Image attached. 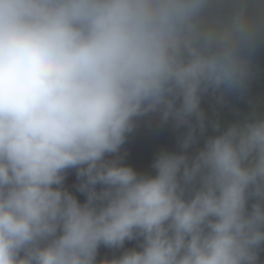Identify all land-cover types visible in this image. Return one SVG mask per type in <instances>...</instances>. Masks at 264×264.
Instances as JSON below:
<instances>
[{
	"label": "clouds",
	"instance_id": "1",
	"mask_svg": "<svg viewBox=\"0 0 264 264\" xmlns=\"http://www.w3.org/2000/svg\"><path fill=\"white\" fill-rule=\"evenodd\" d=\"M262 44L264 0H0V264L128 241L101 264H261L264 115L222 129L201 102L243 93ZM150 115L186 128L154 176L119 155Z\"/></svg>",
	"mask_w": 264,
	"mask_h": 264
},
{
	"label": "water",
	"instance_id": "2",
	"mask_svg": "<svg viewBox=\"0 0 264 264\" xmlns=\"http://www.w3.org/2000/svg\"><path fill=\"white\" fill-rule=\"evenodd\" d=\"M201 107L205 111L207 121H218L222 129L231 123L242 121L253 112L264 115V44L259 46L252 56V75L246 90L243 93L226 94L222 104L217 103L211 95H206L202 98ZM185 131L186 128L177 130L171 120L162 123L155 115L140 118L121 147L119 155L123 157L122 164L132 167L137 173L154 176L152 164L157 156L161 152H180L178 137ZM216 134L218 133L213 132L209 126L199 144L189 149V152L202 147L207 136ZM78 183L75 169H69L64 187L83 203L86 197L76 190ZM137 245V241L126 242L123 249H109L101 245L98 249L97 264L119 258L127 249L139 250ZM260 262L264 264V251L260 253Z\"/></svg>",
	"mask_w": 264,
	"mask_h": 264
}]
</instances>
